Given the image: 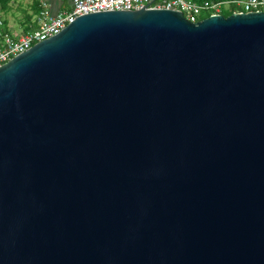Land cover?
Wrapping results in <instances>:
<instances>
[{"label": "water", "instance_id": "1", "mask_svg": "<svg viewBox=\"0 0 264 264\" xmlns=\"http://www.w3.org/2000/svg\"><path fill=\"white\" fill-rule=\"evenodd\" d=\"M0 264H264V12L92 13L1 66Z\"/></svg>", "mask_w": 264, "mask_h": 264}, {"label": "built area", "instance_id": "2", "mask_svg": "<svg viewBox=\"0 0 264 264\" xmlns=\"http://www.w3.org/2000/svg\"><path fill=\"white\" fill-rule=\"evenodd\" d=\"M148 6L153 9H166L181 12L184 17L197 23L204 15H222L224 8L233 13L264 12V0H72L69 8L53 13L45 1H41V10L36 15L37 27L29 32L15 33L0 18V67L13 58L30 50L62 32L80 16L105 11H138Z\"/></svg>", "mask_w": 264, "mask_h": 264}, {"label": "rangeland", "instance_id": "3", "mask_svg": "<svg viewBox=\"0 0 264 264\" xmlns=\"http://www.w3.org/2000/svg\"><path fill=\"white\" fill-rule=\"evenodd\" d=\"M33 1L34 0H12L9 3L10 10L8 12L0 11V18L3 19L7 25H15L18 22H24L26 19L25 11L29 14L32 13ZM40 1L43 2V0ZM228 11L229 9L227 7L224 8L223 15L227 14Z\"/></svg>", "mask_w": 264, "mask_h": 264}, {"label": "trees", "instance_id": "4", "mask_svg": "<svg viewBox=\"0 0 264 264\" xmlns=\"http://www.w3.org/2000/svg\"><path fill=\"white\" fill-rule=\"evenodd\" d=\"M11 1L12 0H0V11L8 12L10 10L9 3ZM193 1L197 3H203L204 1H227V0H193ZM40 4H41L40 0H34L32 4V13L29 14L27 11H25L26 17L28 18V27L26 29V32L32 31L37 27L36 20L35 21L32 20L40 12V8H41ZM231 14H232L231 12H227V14L224 15L229 16ZM205 17L207 18L208 15H204L203 18L205 19Z\"/></svg>", "mask_w": 264, "mask_h": 264}, {"label": "crops", "instance_id": "5", "mask_svg": "<svg viewBox=\"0 0 264 264\" xmlns=\"http://www.w3.org/2000/svg\"><path fill=\"white\" fill-rule=\"evenodd\" d=\"M47 3L53 13L67 9L71 5V0H43ZM41 2V1H40ZM41 10V8H40ZM36 17L32 21H35ZM9 29L15 33H25L28 27V18L24 22H18L15 25H8Z\"/></svg>", "mask_w": 264, "mask_h": 264}, {"label": "clouds", "instance_id": "6", "mask_svg": "<svg viewBox=\"0 0 264 264\" xmlns=\"http://www.w3.org/2000/svg\"><path fill=\"white\" fill-rule=\"evenodd\" d=\"M72 1V0H71ZM41 3V2H40ZM40 6H41V4H40ZM223 15V14H222ZM225 16V15H224ZM203 20V19H202ZM6 23V22H5Z\"/></svg>", "mask_w": 264, "mask_h": 264}]
</instances>
